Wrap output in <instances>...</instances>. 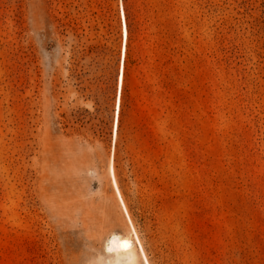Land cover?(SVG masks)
<instances>
[{
    "label": "rangeland",
    "instance_id": "rangeland-1",
    "mask_svg": "<svg viewBox=\"0 0 264 264\" xmlns=\"http://www.w3.org/2000/svg\"><path fill=\"white\" fill-rule=\"evenodd\" d=\"M121 4L149 264H264V0H0V264H146Z\"/></svg>",
    "mask_w": 264,
    "mask_h": 264
},
{
    "label": "bare ground",
    "instance_id": "bare-ground-1",
    "mask_svg": "<svg viewBox=\"0 0 264 264\" xmlns=\"http://www.w3.org/2000/svg\"><path fill=\"white\" fill-rule=\"evenodd\" d=\"M121 17H122V50H121V61H120V67H119V72H118V88H117V97H116V102H115V112H114V129H113V150H112V155L110 159V172H111V177H112V182L117 194V197L121 203V206L127 215L129 222L131 223V227L133 230V233L140 245V250L141 253L146 261V264H149V261L147 259L145 250L142 246V243L140 241V238L135 231L131 219L129 217V213L127 210V207L125 205V202L123 200L121 191L119 189L117 179L115 176V166H114V149H115V143H116V138H117V129H118V122H119V112H120V104H121V90H122V85H123V76H124V58H125V49H126V42H127V25H126V19H125V13L123 6L121 4ZM110 244L112 246H115V248L121 252H126V251H131L132 248V241L129 237L126 236H120L119 234H112L109 238Z\"/></svg>",
    "mask_w": 264,
    "mask_h": 264
},
{
    "label": "trees",
    "instance_id": "trees-1",
    "mask_svg": "<svg viewBox=\"0 0 264 264\" xmlns=\"http://www.w3.org/2000/svg\"><path fill=\"white\" fill-rule=\"evenodd\" d=\"M123 9H124V7H123ZM124 13H125V19H126V25H127V42H126L125 58H124V76H123V85H122V90H121V101L124 98V94H125L124 92H125L126 71H127V64H128L129 57H130V55H129V39H130L129 33H130V29H129V23L127 20L128 15H127V12H125V10H124ZM167 77L169 78L168 86L173 88L174 87L173 71L168 72ZM178 101H180V99H178ZM121 105H122V102L120 104V109H121ZM119 119H120V112H119ZM118 128H119V122H118ZM117 134H118V129H117ZM114 161L117 163V151L115 153ZM116 167H117V165H116Z\"/></svg>",
    "mask_w": 264,
    "mask_h": 264
}]
</instances>
